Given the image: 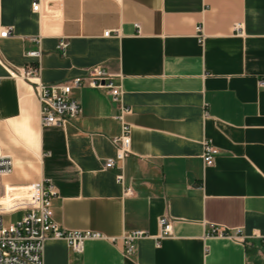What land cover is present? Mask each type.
<instances>
[{
    "label": "crops",
    "instance_id": "1",
    "mask_svg": "<svg viewBox=\"0 0 264 264\" xmlns=\"http://www.w3.org/2000/svg\"><path fill=\"white\" fill-rule=\"evenodd\" d=\"M31 1L0 0V30H11L0 37V149L12 158L0 202L46 179L57 225L102 236L80 252L47 237L43 264H264V0H38L36 11ZM27 63L44 83L100 65L119 98L72 88L78 114L41 126L32 85L6 71ZM123 108L129 153L105 168ZM160 217L170 234L156 239ZM209 224L244 242L208 235ZM131 231L144 235L125 255Z\"/></svg>",
    "mask_w": 264,
    "mask_h": 264
},
{
    "label": "built area",
    "instance_id": "2",
    "mask_svg": "<svg viewBox=\"0 0 264 264\" xmlns=\"http://www.w3.org/2000/svg\"><path fill=\"white\" fill-rule=\"evenodd\" d=\"M38 0L31 1V9H38ZM238 29V25H235ZM199 32V27L195 28ZM11 34L9 28L0 30V37ZM108 30L102 35L107 36ZM200 36V33L197 34ZM67 41L60 39L56 48H65ZM27 57L37 59L40 55L39 49H31L24 52ZM9 76L22 79L33 87V92L38 101V119L41 126H63L73 119L79 112L77 101L72 98L70 91L81 85H88L96 88H103L110 100L119 98V87L113 83L111 74L100 65H94L85 69L84 73L74 75L69 79L51 83H44L40 80L38 65L25 64L21 67H9ZM258 86H264V78L257 80ZM128 110L120 109L117 118L121 121L123 113ZM115 147L113 158H107L103 164L105 168H111L121 163L129 153V127L126 123H120V132L111 138ZM215 148L207 141L203 142L201 158L205 165H210L213 160ZM12 170V158L0 149V175L9 174ZM116 180H121V171L115 175ZM56 194L55 187L46 179L30 183L26 186L21 196H11L8 203L0 202V264H43L42 249L43 241L47 237L63 239L75 252H80L82 241L87 238H101L102 236L94 231L69 230L57 225L52 219L50 201ZM21 210L18 219L3 223L2 216L14 211ZM158 233L156 239L166 237L170 234V223L166 217H160L157 221ZM208 235L226 236L244 242L243 236L238 231H228L222 227L209 224ZM143 231H131L123 235L120 240L124 254H130L134 249L133 241L143 236ZM111 241L115 240L113 238ZM264 243V236L261 237ZM157 244L158 242L155 241ZM264 256V251L263 254Z\"/></svg>",
    "mask_w": 264,
    "mask_h": 264
},
{
    "label": "rangeland",
    "instance_id": "3",
    "mask_svg": "<svg viewBox=\"0 0 264 264\" xmlns=\"http://www.w3.org/2000/svg\"><path fill=\"white\" fill-rule=\"evenodd\" d=\"M11 197V195H10ZM19 218V214L17 213H11V214H4L2 216V222L3 223H8V222H11V221H14L15 219H18Z\"/></svg>",
    "mask_w": 264,
    "mask_h": 264
}]
</instances>
